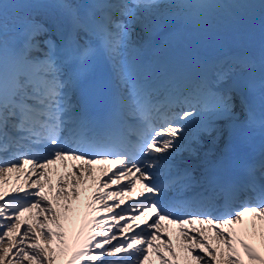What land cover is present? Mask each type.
Returning a JSON list of instances; mask_svg holds the SVG:
<instances>
[{"label":"snow or ice","instance_id":"6c2138e0","mask_svg":"<svg viewBox=\"0 0 264 264\" xmlns=\"http://www.w3.org/2000/svg\"><path fill=\"white\" fill-rule=\"evenodd\" d=\"M57 7L63 26L20 16L19 4L0 0V177L26 170L35 175L28 184L31 190L20 195L13 194L21 193L20 188L9 193L0 181V264H57L58 259L65 264H144L149 250L169 264L161 245L153 244L166 227L162 221L176 225L187 241L180 248L190 264H245L237 245L248 264H264V256L248 242L258 238L264 247V153L233 179L228 176L231 141L218 150L219 122L231 126L238 119L239 89L229 81L236 73H248L246 86L255 95L256 61L232 55L203 62L189 80L185 68L143 55H158L163 45L157 47L152 38L172 24L210 26L218 18L241 24L257 9L264 17V0H89L84 7L58 0ZM166 7L175 12L159 11ZM137 27L147 37L139 45L132 38ZM101 53L111 68L110 79L96 71ZM259 72V112L243 95L239 102L243 125L264 135V45ZM129 119L136 121L134 133ZM202 135L212 147L204 153V171L197 180L192 165L181 168L174 160L181 151L198 156ZM70 162L79 163L59 177L50 198L54 166L68 168ZM96 163L118 166L104 187L131 179L112 194L117 203L95 207L109 196L97 189L87 205L94 212L111 213L107 218L115 224L103 228L93 218L90 227L82 225L75 232L70 214L88 180H97ZM101 171L107 175L110 169ZM137 184L139 198L120 208L124 192ZM172 191L177 195L170 196ZM33 210H38L34 220L22 218ZM130 212L137 214L128 218ZM129 231L131 235L117 239L118 233ZM163 247L178 259L171 236Z\"/></svg>","mask_w":264,"mask_h":264},{"label":"bare ground","instance_id":"6f19581e","mask_svg":"<svg viewBox=\"0 0 264 264\" xmlns=\"http://www.w3.org/2000/svg\"><path fill=\"white\" fill-rule=\"evenodd\" d=\"M8 2L10 4H19L21 6V8L19 10L20 16L22 15V13L25 16H30V17L31 16H37L36 15V12L42 10V12L44 14H46V16L45 17L42 16V18L47 19L49 21L48 25H51L50 24L51 19H52L51 23H53V21L57 19V16L55 18L54 12L50 8H52V6H57L58 0H8ZM22 10H24V11H22ZM163 10H165L166 11V14H168V15H170L171 13H174L175 12V9H169L167 7L166 8H163ZM57 11H62V10L57 7ZM179 33L187 34V35H192V34H189L188 32H182V31H180ZM175 58L179 62V65H185L186 62L190 61V60H188V58L194 59V61H192L194 63H197L198 62L196 60V57L189 56L188 58L185 59V57H184L183 54L176 55ZM258 63H259V59H258ZM197 64L200 65V62L197 63ZM259 76H260V72H259V68H258L257 69V72L254 73V78L257 81V91H256L255 95H253L252 93H249L250 96H251V99L253 100L252 107L254 109L256 108L257 113L260 110V105H259V92H258ZM245 85H246V83H245ZM234 123H236L235 120L231 123V125H233ZM219 127H220V125H219ZM235 128L238 129V127H235ZM231 130H234V128L231 129ZM255 134H256L255 137H253V138L251 137L250 138V142L253 141V140H255L256 137L261 134V132L259 131V129L257 130V132ZM191 135H192V133L188 135L189 138H191ZM238 139H241V141H243V138L242 137H239ZM187 142L188 141H185V143H187ZM209 148H210L209 145H205V147L203 148V152H206ZM188 157L200 158L199 155L198 156H190L188 154V152L181 151L180 153H178L175 156L174 163L178 164L181 168L185 164H191V163H193V161H191ZM72 163H78V162H70L69 163V167L66 168L68 171L71 170V164ZM59 167L60 166H58L57 164L54 166V168L57 169V171H55L53 173H56V175L57 174H60ZM25 168L27 169V166H25ZM108 169H110V171L107 173V175H105L103 173L102 175H99V177H101L104 180H107V176L112 174V170L114 169V167L109 166ZM27 172L28 171L26 170L24 172H11V173H6L4 176L0 177V181H2L3 178H8V177L10 179L11 178H14V176L15 177L17 176L18 179H16V182L13 185L3 184V188H5L8 192L12 191L13 189L20 188L21 189V193H19L18 195L22 194V190L24 188H25V190L30 191L31 189L28 188V184H29L28 181H27L28 179L24 175ZM195 172H196V170H195ZM53 173L51 174L52 175V181H53ZM128 179H129V177H128ZM91 181L92 180H88V184ZM20 182H22V185H20ZM127 182H128V180L126 179V180L121 181L120 183L125 184ZM52 184L54 185V189H53V192H54L55 189H56V187H59V185L57 184V182L55 180L52 182ZM64 187H68V185H65ZM108 187H109V185H108ZM83 194L85 195V191L83 192ZM61 200H62V198H61ZM81 201L82 200L80 199L78 203H74V205H73V207L76 209V211H75L76 212V217H75L76 220H75V228H74L75 229V232H79L80 227L82 225H85L86 217L82 218L81 215H82V213H86V215H87V213L89 212V209H90L89 207H87V205H88L87 203L85 205H82L81 206L82 209H79L78 206H79V203H81ZM162 223L165 225L164 221H162ZM245 223L246 224H250L251 223V218L250 217H246L245 218ZM131 224L132 225L140 224L141 227H143V224H142L141 221H135V220H133V222ZM189 227H192V226H187V225L185 226L186 229L189 228ZM194 227L199 228L200 225H195ZM104 228H106V227H104ZM133 230L134 231H140L139 228H134ZM223 230L225 232L228 231L227 228H225ZM127 233H128V235H131L132 234L131 231H129ZM160 235H161V237L163 239L160 242H155L154 245L155 244H160L161 245V248H160L159 251L163 255L164 258H166L167 260L169 259V264H180V263L181 264H190V257L188 256V253L181 251V248H180V244L181 243H187V241H184L183 238L180 237L179 230H178V228H177L176 225H174V224H168L167 228L165 227V230L164 231L163 230H160ZM190 235H197V233H190ZM208 235H211V233H208ZM169 236H171V244H172L173 249L177 252V254H180V258H179L180 259V262L179 263H177V261L174 260V259L172 260L170 257L168 258V255H167V252L168 251H167V249H165L163 247L164 241L167 240V238ZM117 239L118 240H122L121 238H118V237H117ZM248 242L251 243V244H253V246L257 249V251L260 253L261 256H264V247H261L260 246L259 239L258 238H256L255 240L249 239ZM213 247H216L215 242H213ZM236 247H237V249L239 248L241 250L239 252L240 255H243V249L240 248L239 245H237ZM144 264H162V261L160 259V256H158L154 250H152V251L150 250V252H149V260L146 261V262H144Z\"/></svg>","mask_w":264,"mask_h":264},{"label":"rangeland","instance_id":"374dc122","mask_svg":"<svg viewBox=\"0 0 264 264\" xmlns=\"http://www.w3.org/2000/svg\"><path fill=\"white\" fill-rule=\"evenodd\" d=\"M167 1V0H166ZM176 2V0H170ZM239 2H251V3H259V0H239ZM160 12H164L163 9L159 10ZM264 17L261 16L259 10L257 9L250 17H248L243 23L241 24H234L229 22L226 19H219L210 26H194L189 25L188 32H191L195 35V39L192 38V41L196 44H206L217 41L216 38L219 36L218 31L227 29L230 31L237 30L238 38L234 50V53H242L245 56L246 53H250L254 56V60L257 61L256 56L261 55L262 45H264ZM135 34H138L135 32ZM136 37V36H134ZM253 59V58H252ZM248 77V73H236L233 76V79L229 81V84H235L240 80H245ZM221 121L219 122L220 128L222 130V137L224 135V124L221 126ZM224 123V122H223ZM221 137V138H222ZM33 213V212H32ZM32 213H24L22 218L30 217ZM74 220V219H73ZM64 222V221H61ZM74 225V224H73ZM56 244H53V248H56ZM240 252L241 250L238 249ZM58 253V249H57ZM71 253H69V256ZM242 259L245 260V264H248V259L246 256L240 255ZM172 258V256H171ZM57 264H65L58 259Z\"/></svg>","mask_w":264,"mask_h":264}]
</instances>
